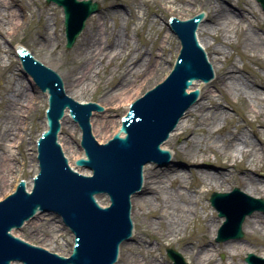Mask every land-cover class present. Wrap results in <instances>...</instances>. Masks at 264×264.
<instances>
[{
	"label": "bare ground",
	"instance_id": "1",
	"mask_svg": "<svg viewBox=\"0 0 264 264\" xmlns=\"http://www.w3.org/2000/svg\"><path fill=\"white\" fill-rule=\"evenodd\" d=\"M174 1H179L184 8L191 1L196 4V0H165V3L170 4ZM229 4H233L237 9L232 8V10L220 2L202 4L203 7H207L208 11H205V16L196 31V38L201 48L205 52L210 50L214 55L211 57L210 53H206L207 60L214 72L212 79L219 88L218 94L215 96L208 89H204L203 82H193L188 91L199 88L198 100L186 110L174 132L161 146L163 150H168L169 141L173 140L178 133L183 140L181 153L188 163L207 161L213 156L215 161L220 162V166L228 168L224 172H213L208 168L201 167L200 170H197L193 167L188 170L187 177L183 168L161 169L158 164L157 167L147 164L143 167L142 187H148L149 194H131L130 197L131 206L134 204L141 215L150 219L149 226L157 224L160 227L163 225L158 237L160 243L182 241L183 248L195 255L193 257L195 264H225L224 262L217 263L216 260L217 254L223 252L227 253L231 260L229 264H233L232 261L237 255L243 252L252 254L250 251L253 248L249 247L247 242L232 239H230L232 241L226 240L223 241L224 243L214 246L211 239L218 231L219 223H217L214 214H209L207 207L202 206L200 196L210 190H215L213 193L231 195L234 189L230 191L231 188L226 186L233 177L231 169L238 173L237 183L241 189H237L242 194L254 200L259 199L257 195L259 197L264 195V183L254 178L255 170L260 163L264 168L260 156V151L264 148V91L258 88L263 87L264 89V79L257 77L256 73L247 67H238L235 61L228 58L221 48V46H228L240 49V59L249 57L257 61L264 70L262 60L264 36L256 31L261 30L264 33L263 24L259 20L260 16H264V10L256 0H229ZM36 5L41 7L39 8L41 17L46 6L38 4L37 1ZM98 7V11L90 17L91 19L97 16V19H92V22L86 27L84 26L82 30L83 36L77 49L79 61L75 62L76 65L69 72L68 82L66 83L59 76L65 94L69 97L81 96L92 86L100 88L109 79L118 78V84L108 91L111 95L109 103H100L106 113L109 110L107 106L118 100V90L131 86L140 78L160 67L164 50L170 46L169 41L172 33L168 28V22H166V32L161 35L157 47L155 50L150 48L145 52L147 56L143 58L142 51L133 47L131 42H128L126 35L122 37L119 29H115L116 27L112 29L108 25L110 17L116 24L117 14L122 13L121 10H117L116 6L111 9L102 8V10L100 4ZM109 11L111 16L108 14ZM27 13L31 15L35 13L30 1L0 0V38L14 36L17 30L22 28L23 21L28 20ZM133 17L136 21L143 22L142 25L148 20L141 9H138L137 16ZM173 18L175 19V17ZM156 22L149 20L148 25L159 26L160 24ZM42 36L41 40L46 42V46L52 47L54 52L58 42L54 43L50 39L47 29L41 31ZM136 36H138L137 33ZM209 39H212L214 44H211ZM19 46L23 48L21 43H17L14 49L17 51ZM5 54L7 58L5 60L0 58V67L14 79L11 87L4 90L3 97H0V109L2 110L0 113V135L6 141L10 138H18L20 142H14L18 147L23 142V136L14 132V129L8 125H15L18 128L24 125L29 113L39 107L41 98L39 93H42L44 98L47 95L38 89L31 76L16 74L18 71L22 72L21 68H14L9 54L7 52ZM216 62H221L218 68L214 65ZM242 72H245L246 75L244 76ZM104 75H107L105 79ZM202 89H204L203 94L201 93ZM227 95H233L237 100L246 103L243 117H249V119L244 122L250 128L253 138L259 142V145L242 131V125L232 123L228 118V113L222 110L219 101L224 100ZM78 102L83 103V100ZM187 114L193 118L191 126L184 120ZM95 116L93 115L90 120L92 135L94 134L93 136L99 144H104L107 137L101 136L103 128L112 122L108 120L106 114L99 116L97 120H94ZM44 120L42 121L43 130L46 128ZM228 120L234 127L226 123ZM30 144L33 147L36 141H31ZM171 153L173 157L176 155L173 150ZM26 155L29 159L28 167L32 169L37 163L34 159L35 156L31 154V151ZM12 161H15V158L12 156V150L8 148L7 152L2 153L0 160V185L12 186L13 182L17 181V176L12 175L16 170ZM32 180L31 177L25 181L28 192L32 188ZM136 195H139V198L134 200ZM208 201L210 206L216 210L211 205L210 198ZM223 205L225 204L223 203ZM193 223L194 227H192ZM189 231L193 234L186 235ZM145 233L146 231L142 232L144 235ZM242 233L247 239L256 235H261L264 238V216L256 212L245 216ZM134 236L121 243L120 246L132 240ZM136 242L140 243L141 251L147 254L149 247L143 239L139 237ZM149 249L150 253L153 252L152 247ZM252 255L256 260L264 258V253H261L260 256ZM151 257L154 264H162L156 262L153 256ZM168 259L170 260L169 257ZM18 262L14 261L11 264ZM171 262L173 264V261ZM245 264L248 263L245 262Z\"/></svg>",
	"mask_w": 264,
	"mask_h": 264
},
{
	"label": "water",
	"instance_id": "2",
	"mask_svg": "<svg viewBox=\"0 0 264 264\" xmlns=\"http://www.w3.org/2000/svg\"><path fill=\"white\" fill-rule=\"evenodd\" d=\"M257 1L264 10V0ZM46 2H53L63 9L67 48L73 45L86 19L97 12V4L90 0ZM201 17L184 18L189 19L186 21L170 19V29L181 45L171 73L161 84L150 91L147 89L142 98L132 103L120 130L104 145L94 140L89 123L91 111L101 112L102 108L95 103L79 104L67 97L55 70L53 72L47 65L43 66L27 51H18L24 70L35 78L43 91H48V108L45 111L47 129L36 142L39 172L33 179L32 192H26L24 182L19 180L15 192L7 194L9 196L4 199L6 195L0 202V264H10L12 261L23 264L116 262L120 244L131 237V194H149L148 187H141L143 166L167 160L169 153L160 149V145L174 130L183 112L196 101L199 88L198 91L191 90L193 92L189 94L186 90L193 81L206 83L213 76L212 67L195 35ZM19 49L22 47L19 46ZM21 74L25 75L23 71ZM65 108L69 109L74 122L79 124L81 147L86 159L82 158L83 151L79 146V128L69 118L67 111L59 123ZM60 129L58 141L62 150L57 143ZM121 133L126 136L121 138ZM62 151L70 167L80 174L71 170ZM74 162L76 166L86 169L77 168ZM158 165L161 169L189 170L196 167L200 170L204 167L213 172H224L228 168L206 163L205 160L203 163H185L181 158H171L169 163ZM96 195H104L97 196L98 202L109 206L101 208L96 202ZM210 203L218 216L225 218L216 242L241 239L245 216L254 211L264 212L262 199L254 200L236 188L231 195L212 193ZM12 229H16L12 231L14 236L35 246L12 236ZM166 253L173 264H186L179 253L170 249ZM69 254V258H64ZM245 262L263 264L264 258L256 260L252 254H247Z\"/></svg>",
	"mask_w": 264,
	"mask_h": 264
},
{
	"label": "rangeland",
	"instance_id": "3",
	"mask_svg": "<svg viewBox=\"0 0 264 264\" xmlns=\"http://www.w3.org/2000/svg\"><path fill=\"white\" fill-rule=\"evenodd\" d=\"M32 2V9L35 12L34 15H31L30 13H27L28 20L23 21L22 28L17 30L14 36H6L5 38H0V58L4 59L7 58V55L5 52L9 54V57L12 61V66L16 69L21 68L20 61L18 60L16 56V51L14 47L17 45V43H21L22 46L27 49L35 59H38L42 64L47 65L52 70H55L56 73H58L65 81L68 82V74L71 71V69L76 65L75 62L79 61L77 59L78 52L77 49L79 47L81 38L83 36L82 32L76 39L75 43L72 45L71 48H66V40H65V34H64V26H63V11L60 7H57V5L46 2V0H26ZM36 1L38 4L45 5L46 8L42 11L41 17L39 15V8L36 5ZM92 2H96L100 4V8L104 9H111L113 6L118 7L117 10H121L122 13L117 14V21L115 20V23L112 21V18L110 17L108 19V25L114 29H119L120 34L126 35L128 42H131V45L136 47L138 50L142 51V57H146L147 54L145 52L149 51L150 48L157 47V43L159 42L161 35H163L166 32L167 26L165 25L166 22H168L169 18L171 16L175 18H179L180 20H183L184 18H191L193 15L203 12L205 16V11L207 12L208 9L206 6L203 7L202 4H211L214 2H220L223 5H226V7L232 9H237L233 4H229V0H196V4H193V1H191L190 4H188L185 8L183 5L180 4L179 1H174L173 3L166 4L165 0H91ZM201 2V3H200ZM230 6V7H229ZM138 9H141L142 12H144L145 16L148 17V20L144 25L143 22L136 21L133 19V16H137ZM233 10V9H232ZM109 16H111V12H108ZM134 14V15H133ZM92 16V15H91ZM90 16V17H91ZM260 16V15H259ZM88 17L85 23V27L89 25L92 22V19H97L95 17L91 18ZM149 20H155L157 21V24H160L159 26L148 25ZM253 18L251 19V21ZM261 23L263 24V30H264V16H260ZM44 29H47V32L50 35V39L53 40V42H58V46L56 47L55 51L53 52V48L48 45L46 46V42L42 41L41 39V31ZM162 31V32H161ZM259 34L264 36V33L261 30H256ZM136 33L138 36H136ZM232 36V35H231ZM170 46H167L164 50V57L163 61L160 64V67L156 69V71L149 73L148 75L140 78L135 83L131 84L129 87L122 88L117 91L119 94L118 100L111 103L107 106L109 109L106 113H94L96 115L94 117V120L99 119V116L106 114L108 117V120L112 122V124H108L103 128V133L101 136L107 137L106 141L111 138L119 129L120 122L122 116L127 112L128 106L131 102L136 100L137 98L141 97L147 89H151L155 86L156 83H160L163 81V78L166 77L169 72L171 71V68L173 66V63L176 59V56L178 55L180 45L176 37L172 34L170 37ZM209 42L211 44H214V41L212 39H209ZM217 45V44H216ZM221 48L225 51L226 56L232 60L235 61L238 67H247L251 71L255 72L257 77L264 79V70L261 67V65L255 61L252 60L249 57L246 58H239L240 49L238 50L236 47H228V46H221ZM206 53H210L211 57L214 55L211 54L210 50H207ZM251 54V53H249ZM262 60L264 62V55H262ZM1 65V64H0ZM215 67H219L221 65V62L214 63ZM16 74H19L21 76V72L18 71ZM242 74L245 76L246 73L242 72ZM107 77V75H104V79ZM14 77L9 76V74L4 71L0 67V97H3L4 90L11 87L12 81ZM118 84V78L109 79L108 82L101 85L100 88H97L95 86H92L89 91L84 93L81 96H70L76 101L83 102H93L95 103H103L107 104L109 103V96H111L108 92L112 87H115ZM259 89L263 90V87H258ZM204 89H208L213 95L218 94V86L216 85V82L212 79L209 83L204 84ZM204 89H202L201 93L203 94ZM40 94V102L39 107L36 109H33L29 116H27L25 122H24V128L22 126L18 128L15 125H8V127L13 128L14 132L19 133L23 136V142L17 147L14 142H20V140L12 139L10 138L8 141L1 138L0 135V160L2 157L3 152H7L8 148L12 150V156L15 158V161H12L13 166L16 168V170L13 172L12 175L17 176V181L13 182L11 185H0V200H3V198L10 194L16 187V184L19 180L26 181L29 178H33L34 175L38 171V164L36 163V166L30 169L28 167V161L27 159V153L31 151V154L35 156L36 160V146L30 144L31 141L35 142L39 135L44 131L42 124V121L44 118V113L47 108V98H44L42 93ZM47 97V96H46ZM124 100V101H123ZM121 102H123L121 104ZM220 106L222 110L226 111L228 113V118L232 123L240 124L242 125V131L256 144L259 145V142L256 141L255 138H253L251 134L250 128L245 124V120L249 119V117H243L246 109V103H243L240 100H237L236 97L233 95H227V97L224 100H220ZM121 104V105H119ZM0 113H2V110L0 109ZM192 117L187 114L184 117V120L188 125L191 126L192 124ZM229 120L226 122L228 125H232L229 123ZM45 121V120H44ZM12 126V127H11ZM1 128V127H0ZM234 131V129H233ZM19 135V136H20ZM94 135V134H93ZM97 140V139H96ZM105 141V142H106ZM9 145L13 146L10 147ZM181 147H183V140L181 139V135L176 133L173 140H170L168 143V150L172 152H175L176 155L172 158H181V161L188 163L186 159L183 157L181 153ZM30 148V150H29ZM33 150V151H32ZM172 154V153H171ZM261 159L264 163V148L262 151H260ZM206 163L220 166V162L215 161L213 156H211ZM203 163V162H198ZM153 167H157V164L152 163ZM264 166V164H263ZM196 168V167H194ZM204 168V167H203ZM186 176L188 177V170L186 168H183ZM254 173V178L260 180L262 183H264V168H262V163H260ZM211 170V169H210ZM231 172L233 174V177L230 179V181L227 182L226 186L230 187L232 191L234 188H239V185L237 183V171L234 169H231ZM189 180V179H188ZM191 183V180H190ZM215 192V190H210L207 193H204L200 196L202 201V206L207 207V212L209 214L213 213L214 217L219 223L218 229L222 226L224 219L220 218L210 204H209V196L211 193ZM219 193V192H218ZM259 199L264 200V195H261L260 197L257 195ZM139 195H136L134 197V200L138 199ZM131 220L133 224V235L134 238L130 240L127 243H124L120 246L119 256L118 260L115 264H154L153 258L156 259V262H160L162 264H172V262L168 259L166 256L165 250L167 248L173 249L177 251L187 262V264H195L193 257V253H189V250H185L183 248V242L182 241H173V242H163L160 243L158 237L160 231L163 229V225L160 227L157 226V224L154 226H149L148 221L150 220L148 217L143 216L140 214V211L137 210L134 204L131 206ZM214 210V211H212ZM255 213V212H253ZM261 216H264V213L262 212H256ZM194 223L192 224V227H194ZM192 229V228H191ZM217 229V230H218ZM143 231H146L145 235L142 234ZM193 234L189 231L186 235ZM216 233L213 235L212 244L219 245L224 242H216ZM132 235V236H133ZM141 237L146 245H148L149 248H153V252L150 253V249H148V253H144L140 249V243L136 242V239ZM230 240V239H229ZM227 240V241H229ZM232 241V240H230ZM247 242L249 247H253L250 251V253L255 254L257 256H260L261 253H264V238L261 235H256L250 239H247L244 236L240 239V242ZM158 242V243H157ZM249 253V252H248ZM247 253L243 252L237 255L232 263L233 264H245L244 257ZM151 255V256H148ZM217 263L224 262L225 264H229L231 260L228 258V254L218 253L216 256ZM15 264H22V263H15Z\"/></svg>",
	"mask_w": 264,
	"mask_h": 264
}]
</instances>
